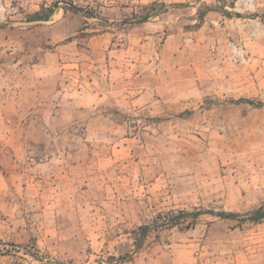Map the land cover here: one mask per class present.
Returning <instances> with one entry per match:
<instances>
[{
	"label": "rangeland",
	"instance_id": "1",
	"mask_svg": "<svg viewBox=\"0 0 264 264\" xmlns=\"http://www.w3.org/2000/svg\"><path fill=\"white\" fill-rule=\"evenodd\" d=\"M6 83L0 264H264V0H0Z\"/></svg>",
	"mask_w": 264,
	"mask_h": 264
},
{
	"label": "crops",
	"instance_id": "2",
	"mask_svg": "<svg viewBox=\"0 0 264 264\" xmlns=\"http://www.w3.org/2000/svg\"><path fill=\"white\" fill-rule=\"evenodd\" d=\"M5 86V90H0V137H3V141L0 142V187L5 186L6 189L9 187L12 189V186L17 185L16 180L20 178L17 176V173L20 172L19 169L22 168L20 162L29 159L28 148L30 147L25 141H12L9 136V133L14 130V126L9 124L8 111L11 107L8 106H11L10 101L13 100L14 94L8 88V83ZM14 109L13 106L12 110Z\"/></svg>",
	"mask_w": 264,
	"mask_h": 264
},
{
	"label": "trees",
	"instance_id": "3",
	"mask_svg": "<svg viewBox=\"0 0 264 264\" xmlns=\"http://www.w3.org/2000/svg\"><path fill=\"white\" fill-rule=\"evenodd\" d=\"M70 6H71V9L74 10V11H78L79 10V8L74 6V5H70ZM53 12H54L53 7L46 8V9H43L40 13L39 12L35 13L31 17V19L32 20L33 19L34 20L38 19V20L47 21L50 18V16L53 14ZM244 102H251V101L244 100ZM198 213L199 212L187 213L186 211H178L177 214H174V215L170 216L168 218V221L173 223L176 220H180V219H183V218H187V217H192L193 218ZM220 215L223 216V217H234V216H236L235 213H232V212H222V213H220ZM263 216H264V204L252 212V217L251 218H252V220H258V219L262 218ZM141 229L144 230L145 227H142Z\"/></svg>",
	"mask_w": 264,
	"mask_h": 264
},
{
	"label": "built area",
	"instance_id": "4",
	"mask_svg": "<svg viewBox=\"0 0 264 264\" xmlns=\"http://www.w3.org/2000/svg\"><path fill=\"white\" fill-rule=\"evenodd\" d=\"M256 1L257 0H244V4L247 5V7H250L253 6ZM229 52L230 57L234 62L243 61L245 59L242 47H240L237 43H229ZM91 264H104V262H94Z\"/></svg>",
	"mask_w": 264,
	"mask_h": 264
}]
</instances>
